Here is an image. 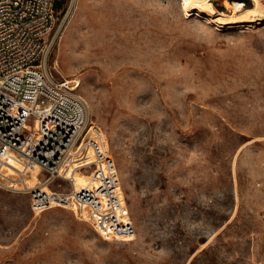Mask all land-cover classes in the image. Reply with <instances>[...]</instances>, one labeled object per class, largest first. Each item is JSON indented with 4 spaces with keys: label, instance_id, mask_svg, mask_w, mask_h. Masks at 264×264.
<instances>
[{
    "label": "rangeland",
    "instance_id": "obj_1",
    "mask_svg": "<svg viewBox=\"0 0 264 264\" xmlns=\"http://www.w3.org/2000/svg\"><path fill=\"white\" fill-rule=\"evenodd\" d=\"M58 1L69 13L48 66L78 79L135 234L0 189V264H264V13L240 23L211 0L232 21L217 25L181 0Z\"/></svg>",
    "mask_w": 264,
    "mask_h": 264
},
{
    "label": "built area",
    "instance_id": "obj_2",
    "mask_svg": "<svg viewBox=\"0 0 264 264\" xmlns=\"http://www.w3.org/2000/svg\"><path fill=\"white\" fill-rule=\"evenodd\" d=\"M58 13L54 0H0V189L26 194L37 212L72 203L106 237H133L116 164L76 92L78 79L50 72L69 7ZM29 164L40 178L33 185L25 179ZM74 171L89 183L74 189Z\"/></svg>",
    "mask_w": 264,
    "mask_h": 264
},
{
    "label": "bare ground",
    "instance_id": "obj_3",
    "mask_svg": "<svg viewBox=\"0 0 264 264\" xmlns=\"http://www.w3.org/2000/svg\"><path fill=\"white\" fill-rule=\"evenodd\" d=\"M251 1H252V7H250V8H243L242 1H230V0L228 2L224 3V7L232 13L240 11V14H239L240 16L238 18V20H240V21L236 20V22H240V23L248 22V21H246L247 19H250V18L254 19L256 17H259L262 13H264V7H262L260 0H251ZM181 5L185 11L190 10L191 12L197 13V15H199L201 13V14L206 16V19H209L210 21L212 20L217 25H226V24H228V22H230V23L232 22L230 20L229 21L224 20L220 17L221 15H223L222 14L223 11L222 12L216 11L217 13L214 12L212 4H211V0H181ZM188 13L189 12H186V14H188ZM86 177H87V179L84 180L82 182V184L80 186H78V188L83 187L89 183L88 176L86 175ZM39 181H40V178L38 177L36 182H39ZM71 182H72V178H71ZM72 187H73V183H72ZM70 205H71L70 207H73L75 209V207H74V205H72V203ZM75 211L78 213V211L76 209H75ZM130 238H133V237L117 238V239L127 240Z\"/></svg>",
    "mask_w": 264,
    "mask_h": 264
},
{
    "label": "trees",
    "instance_id": "obj_4",
    "mask_svg": "<svg viewBox=\"0 0 264 264\" xmlns=\"http://www.w3.org/2000/svg\"><path fill=\"white\" fill-rule=\"evenodd\" d=\"M243 2H245L246 0H241ZM58 4H59V1L58 0H54V8L56 11H58Z\"/></svg>",
    "mask_w": 264,
    "mask_h": 264
}]
</instances>
